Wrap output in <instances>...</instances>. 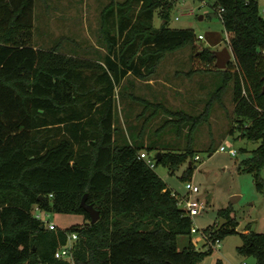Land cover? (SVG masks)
I'll return each mask as SVG.
<instances>
[{
  "label": "trees",
  "instance_id": "16d2710c",
  "mask_svg": "<svg viewBox=\"0 0 264 264\" xmlns=\"http://www.w3.org/2000/svg\"><path fill=\"white\" fill-rule=\"evenodd\" d=\"M178 1L109 2L99 19L103 53L81 58L33 44L34 0H0V264H201L212 245L194 248L192 220L155 168L174 172L187 164L182 178L190 177L196 168L194 134L209 121L229 83L235 123L230 132L236 129V139L259 143L239 170L251 173L257 190L264 192V18L258 0H208L228 36L232 60L218 70L213 51L195 52L221 74L220 86L200 114L135 97L154 108L149 120L162 112L168 117L165 124L175 125L178 134L187 127L181 152L158 149L159 157L151 156L148 145H121L114 138L119 86L129 77L150 80L169 52L187 45L196 49L193 30L168 25ZM155 13L159 27L153 24ZM141 152L154 160V169L139 157ZM84 195L99 212L93 224L80 207ZM35 207L79 214L84 221L50 230L33 216ZM218 215L226 221L205 232L211 244L237 233L228 209ZM72 234L71 258H55ZM181 235L189 242L179 250ZM239 235L243 243L237 251L264 264V234L247 225Z\"/></svg>",
  "mask_w": 264,
  "mask_h": 264
},
{
  "label": "rangeland",
  "instance_id": "374dc122",
  "mask_svg": "<svg viewBox=\"0 0 264 264\" xmlns=\"http://www.w3.org/2000/svg\"><path fill=\"white\" fill-rule=\"evenodd\" d=\"M123 1L34 0L33 44L42 49L56 46L64 53L97 57L103 53L99 35L100 13L109 2ZM258 6L264 18V0H258ZM161 22L155 13L154 26L159 27ZM168 25L173 29L193 30L196 49L187 45L167 53L160 61L156 73L148 81L129 77L119 86L120 94L116 96L114 106V124L117 127L114 138L117 143L132 144L140 148L148 145L151 156L158 149L181 152L187 143L188 129L185 127L178 134L175 125L165 124L168 117L162 112L149 120L154 108L146 107L135 97L162 104L172 111H182L189 115L200 114L211 94L220 86L221 74L200 61L195 52L202 48L211 51L229 48L228 36L208 0L178 1L170 12ZM199 35L203 39L197 40ZM192 69L197 71L189 75ZM232 97V83H229L221 100L213 106L209 121L195 132L192 148L198 160L193 162L196 168L192 169L188 179L182 178L187 164L174 172L162 165L155 168V172L167 187L179 196L186 195L185 182L191 181L198 186L199 192L191 196L199 198L205 209L202 214L191 219L192 226L197 228V233L190 237L196 250L208 248L209 245L201 234L218 225L220 210L228 209L230 216L238 223L237 233L221 239L220 246L213 248L212 254L201 264H215L217 260L223 264H255L252 256H244L237 251V247L243 243L239 234L244 232L247 225L252 231L264 234V192L257 190L251 173L239 170L241 161L249 158L251 151L259 143L236 139L239 134L236 129L233 134L230 132L235 124ZM144 123L145 130L140 136ZM227 144L235 149V156L228 153ZM221 145L226 146L224 151L218 150ZM240 148L247 152H239ZM261 176L264 179V168ZM39 213L45 228L53 223L58 229H66L84 221V217L79 214L46 211ZM188 242V236H178V249L184 248Z\"/></svg>",
  "mask_w": 264,
  "mask_h": 264
},
{
  "label": "built area",
  "instance_id": "2783aa9c",
  "mask_svg": "<svg viewBox=\"0 0 264 264\" xmlns=\"http://www.w3.org/2000/svg\"><path fill=\"white\" fill-rule=\"evenodd\" d=\"M197 38L199 40H201V39H203V36L199 35ZM227 147H228V153L232 156H235L236 155L235 149L230 144H227ZM225 149H226V146H224V145H221L218 148L219 151H224ZM139 157L144 159V161L147 163V165L151 169H154V167H155L154 160L150 159L145 152H141L139 154ZM195 160H198V156H195ZM184 187L186 190L185 196H179L174 191H171V195L177 198L178 206L181 207L182 209H184L186 211L187 215L192 219L193 217H196V216L202 214L205 207H204V203L202 201H200L199 198H193L191 196V195L199 192L198 186L194 185L191 181H187V182H185ZM34 212H36V213H34ZM39 212H41V210H39L38 208L35 207L32 213L36 219L41 220V215ZM55 228H56V226L53 223L48 224V229L53 230ZM190 232H191V234L197 233V228L195 226L191 225ZM201 235H202V238L204 239L205 243H208V245H212V248H218L220 246L221 241L219 239H216L215 242L213 244H211L210 240L208 239L207 233H202ZM75 239H76L75 234L69 235L67 238L66 244L64 246H62L61 248H59L55 252V254H54L55 258L70 259L71 258V247H72V243L74 242ZM241 264H244V263H241Z\"/></svg>",
  "mask_w": 264,
  "mask_h": 264
},
{
  "label": "water",
  "instance_id": "95a60500",
  "mask_svg": "<svg viewBox=\"0 0 264 264\" xmlns=\"http://www.w3.org/2000/svg\"><path fill=\"white\" fill-rule=\"evenodd\" d=\"M213 55L215 57L214 66L218 70H224L227 67L229 61L232 60V53L229 48L224 47L220 51H213ZM264 89V87H263ZM160 153H157V157H159ZM80 207L83 208L87 212L90 217V223L93 224L99 219V212L93 207L91 204L86 203V195H84L80 201ZM225 219L219 218L218 221V229L223 226L225 223ZM43 228V226H41Z\"/></svg>",
  "mask_w": 264,
  "mask_h": 264
},
{
  "label": "crops",
  "instance_id": "0c3cea01",
  "mask_svg": "<svg viewBox=\"0 0 264 264\" xmlns=\"http://www.w3.org/2000/svg\"><path fill=\"white\" fill-rule=\"evenodd\" d=\"M64 53V52H63ZM65 54H68V53H65ZM69 55H71V54H69ZM74 56H79V57H81V58H90V57H88V56H83V55H74Z\"/></svg>",
  "mask_w": 264,
  "mask_h": 264
}]
</instances>
